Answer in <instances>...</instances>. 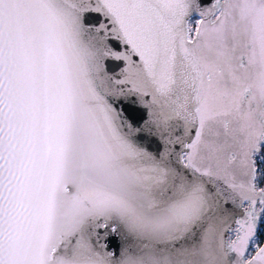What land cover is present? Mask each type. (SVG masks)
<instances>
[{
	"label": "snow or ice",
	"instance_id": "snow-or-ice-1",
	"mask_svg": "<svg viewBox=\"0 0 264 264\" xmlns=\"http://www.w3.org/2000/svg\"><path fill=\"white\" fill-rule=\"evenodd\" d=\"M0 264H264V0H0Z\"/></svg>",
	"mask_w": 264,
	"mask_h": 264
},
{
	"label": "flooded vegetation",
	"instance_id": "flooded-vegetation-1",
	"mask_svg": "<svg viewBox=\"0 0 264 264\" xmlns=\"http://www.w3.org/2000/svg\"><path fill=\"white\" fill-rule=\"evenodd\" d=\"M254 254V253H253Z\"/></svg>",
	"mask_w": 264,
	"mask_h": 264
}]
</instances>
